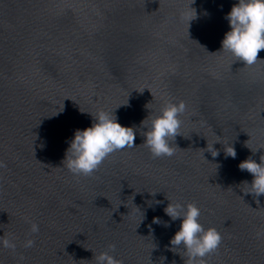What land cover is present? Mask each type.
<instances>
[{"label": "water", "instance_id": "1", "mask_svg": "<svg viewBox=\"0 0 264 264\" xmlns=\"http://www.w3.org/2000/svg\"><path fill=\"white\" fill-rule=\"evenodd\" d=\"M236 2L0 0V236L16 245L0 244V264H98L102 251L184 264L183 249L166 247L180 226L170 201L195 203L221 233L206 264H264V194L242 191L253 174L238 167L264 155V59L219 51ZM192 3L189 25L180 13ZM168 100L186 109L173 154L154 156L140 122ZM99 109L135 126L137 145L74 174L62 165L68 141Z\"/></svg>", "mask_w": 264, "mask_h": 264}, {"label": "clouds", "instance_id": "2", "mask_svg": "<svg viewBox=\"0 0 264 264\" xmlns=\"http://www.w3.org/2000/svg\"><path fill=\"white\" fill-rule=\"evenodd\" d=\"M193 4L180 13L181 18L187 20L189 25L199 16ZM225 18L228 20L229 29L224 33L219 51H228L246 64L264 59L258 58V53L264 49V0H237L225 14ZM185 109L184 101L168 100L159 114L152 116L147 123L145 122L149 115L140 122L143 126L142 143L154 156L173 154L174 148L171 146L170 138H175L179 134L178 129L181 125L179 115ZM90 114L93 117L90 126L74 130L62 161L63 166L77 175L91 174L113 151L137 145V128L122 125L115 111L99 109L95 115ZM224 151L233 158L236 156V149L232 144L224 146ZM218 153V149L216 154L211 152L214 157ZM238 167L253 174L250 182L248 180L242 182V185L247 186L242 191L245 194H252L254 198L264 194V155H261L259 162L250 155L240 161ZM163 210L171 220L180 218V226L170 237L169 245L166 247L172 251L183 249L187 254L184 264H206L204 257L219 246L221 233L214 226L205 228L199 222L201 210L195 203L170 201ZM153 223H163L168 226L170 222L162 221L161 217L155 216ZM31 231L38 232L39 225L33 222ZM33 243L32 239H28L25 246L30 247ZM0 244L7 248L16 247L15 242L6 236H0ZM108 247L114 249L115 244H110ZM96 260L98 264H123L122 260L108 251L100 252ZM172 264H175V261Z\"/></svg>", "mask_w": 264, "mask_h": 264}]
</instances>
